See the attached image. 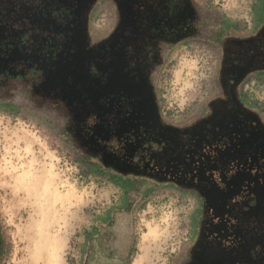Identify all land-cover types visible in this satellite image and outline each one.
<instances>
[{"label":"flooded vegetation","instance_id":"obj_1","mask_svg":"<svg viewBox=\"0 0 264 264\" xmlns=\"http://www.w3.org/2000/svg\"><path fill=\"white\" fill-rule=\"evenodd\" d=\"M102 3L112 5L114 20L92 34ZM256 5L248 34L217 44L211 91L194 120L179 125L162 109L156 76L167 50L197 34L193 2L0 0V98L14 89L59 115L68 140L105 168L108 181L192 195L182 264H264V120L256 95L264 88V0Z\"/></svg>","mask_w":264,"mask_h":264},{"label":"rangeland","instance_id":"obj_2","mask_svg":"<svg viewBox=\"0 0 264 264\" xmlns=\"http://www.w3.org/2000/svg\"><path fill=\"white\" fill-rule=\"evenodd\" d=\"M189 2L203 21L202 35L195 37L193 32L172 46L156 76L164 95L162 109L170 122L179 125L194 120L212 88L217 57L208 38L224 21L244 28L256 0ZM113 14L112 5L99 6L90 21L91 33L104 34ZM256 95L264 120V88ZM6 101L14 108L0 107V264H55L48 256L49 237L50 247L54 239L62 240L61 264L95 263V251L91 256L89 248L105 255L109 250L128 252L133 239L130 254H138L139 264L185 261L194 197L167 185L147 187L141 181L127 195L128 207L116 212L109 224L99 225L101 242L94 249L89 246L87 259L81 261L82 228L117 200L118 188L106 178L105 168L85 158L77 142L67 140L59 115L39 110L41 102L35 107L29 100Z\"/></svg>","mask_w":264,"mask_h":264},{"label":"crops","instance_id":"obj_3","mask_svg":"<svg viewBox=\"0 0 264 264\" xmlns=\"http://www.w3.org/2000/svg\"><path fill=\"white\" fill-rule=\"evenodd\" d=\"M256 2H257V0H256ZM256 2L253 6V11H254V8L257 6ZM102 4H104V3H102ZM101 5L99 4L96 7V9ZM261 6L262 5L260 3V5H258V8L260 9ZM262 17H263L262 15L260 17L259 16L257 17L258 23H261L263 21ZM245 34H248V29L246 30V29L242 28V25L240 23L224 21L221 24L220 30H218L217 33H214L213 36L215 35V37H217L221 40L223 37H225L227 35H245ZM196 36H199V31L197 32V34H195V37ZM213 36H211V38ZM186 40H188V39H184L182 42H184ZM217 48L218 47H215V52L217 51ZM210 91H211V89H210ZM262 114H263V112H262ZM138 181L132 180V186L129 189H124V187L121 186V184H119V183L111 182L112 184H114L118 188L117 200L112 202L108 207H106V209H104V211L101 214L93 217L91 223L88 226L82 228V231L80 234V238H81V248L80 249H81V253H83L82 256L80 255L81 261H84L85 259H87L86 249H88L89 246H91L92 249H94L101 242V237H100L101 234H100L99 225L109 224L110 221L112 220L111 219L112 216L116 212H119V211L121 212L126 207H128L127 195L130 193L131 190L133 191L135 189L136 183H138ZM144 183L147 185V187H151V186L154 187L155 186V185H152L148 182L147 183L144 182ZM146 190L148 191L151 189L148 188V189H145V191ZM130 246H131L130 250H128V252H125V253H121V252L115 253V252H110V250H109L105 255L104 253H102L96 249L91 251L90 248H89V252L91 253L90 255L92 256V252L95 251V263H93V264H126V263L127 264H139L136 261L138 254L137 255L130 254V251L134 247V239L132 240Z\"/></svg>","mask_w":264,"mask_h":264},{"label":"trees","instance_id":"obj_4","mask_svg":"<svg viewBox=\"0 0 264 264\" xmlns=\"http://www.w3.org/2000/svg\"><path fill=\"white\" fill-rule=\"evenodd\" d=\"M199 21H200V27H199V36H201V33H202V30H203V21L202 20H200L199 19ZM209 39V41L211 42L210 43V47H217V44H219L220 43V39L219 38H217L216 37V39H214L213 37L212 38H208ZM171 48V47H170ZM169 48V49H170ZM168 49V50H169ZM168 50H167V52H168ZM10 93H8V94H6V95H4V96H1V101H4V102H6V103H0V107L1 108H4V109H7V107H12V108H14L13 106V104H11L10 102L9 103H7V101L6 100H8V99H11V98H19V99H24V100H29V98L26 96V95H19L17 92H16V90H14V89H12L11 91H9ZM29 103L31 104V102L29 101ZM17 109V108H16ZM62 131L64 132V134L66 135V138H67V140H68V136H67V133H65V130L62 128ZM119 184H121V186H123L124 187V189H129L131 186H132V181L131 180H123V181H119Z\"/></svg>","mask_w":264,"mask_h":264},{"label":"bare ground","instance_id":"obj_5","mask_svg":"<svg viewBox=\"0 0 264 264\" xmlns=\"http://www.w3.org/2000/svg\"><path fill=\"white\" fill-rule=\"evenodd\" d=\"M48 187V186H47ZM47 187L45 188L47 190ZM57 193V192H56ZM58 197V201H59V198L61 197L59 194L57 195ZM48 202H51L48 201ZM60 204L63 205L64 201L61 199L60 201ZM51 206L53 208V203L51 202ZM152 232V230H150V233ZM50 239V237H49ZM49 239H48V256H51L52 258V261L55 263V264H61L62 263V260H61V253H60V250L62 248V240L60 238H56L52 241L51 243V247L49 246ZM140 261L143 259V256L140 255L139 258H138Z\"/></svg>","mask_w":264,"mask_h":264},{"label":"built area","instance_id":"obj_6","mask_svg":"<svg viewBox=\"0 0 264 264\" xmlns=\"http://www.w3.org/2000/svg\"><path fill=\"white\" fill-rule=\"evenodd\" d=\"M243 26H244V29H249L250 27V19H248L247 17H245V20L243 21Z\"/></svg>","mask_w":264,"mask_h":264}]
</instances>
